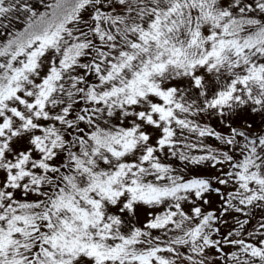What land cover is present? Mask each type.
<instances>
[{
	"label": "snow or ice",
	"instance_id": "snow-or-ice-1",
	"mask_svg": "<svg viewBox=\"0 0 264 264\" xmlns=\"http://www.w3.org/2000/svg\"><path fill=\"white\" fill-rule=\"evenodd\" d=\"M0 264H264V0H0Z\"/></svg>",
	"mask_w": 264,
	"mask_h": 264
}]
</instances>
